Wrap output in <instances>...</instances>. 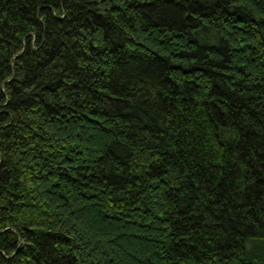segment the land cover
Wrapping results in <instances>:
<instances>
[{"label":"trees","instance_id":"1","mask_svg":"<svg viewBox=\"0 0 264 264\" xmlns=\"http://www.w3.org/2000/svg\"><path fill=\"white\" fill-rule=\"evenodd\" d=\"M0 264H264V0H0Z\"/></svg>","mask_w":264,"mask_h":264}]
</instances>
